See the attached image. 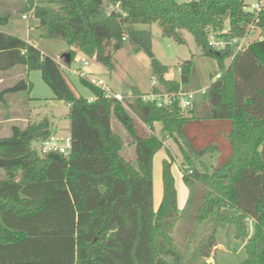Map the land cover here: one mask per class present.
<instances>
[{"label": "trees", "instance_id": "1", "mask_svg": "<svg viewBox=\"0 0 264 264\" xmlns=\"http://www.w3.org/2000/svg\"><path fill=\"white\" fill-rule=\"evenodd\" d=\"M246 7V0H0L1 24L10 19L2 9L33 11L45 37L68 45L70 63L80 55L113 71L114 54L126 44L133 53L145 52L157 80L154 92L193 91L196 72L189 60L179 65L180 81L166 78L169 67L153 51L152 24L178 44H185V31L191 33L221 70L188 111L177 102L163 108L146 103L137 87L130 95L124 92L121 102L82 78L95 96L90 101L72 90L60 65L22 38L0 32V72L16 66L40 70L69 107L73 141L69 156L42 157L34 143L53 135L48 117L25 128L13 126L9 137H0V264H190L195 233L182 247L172 235L187 216L195 231L206 223L234 227L246 252L241 264H264V39L220 53L207 39L209 30L227 26L232 36H245L243 26L255 18ZM260 18L258 27L264 28V13ZM29 89L20 80L0 91V102ZM131 114L148 128L147 135L139 134ZM114 118L128 131L135 164L123 155L126 143L113 128ZM167 138L185 166L192 158L202 162L219 154L213 170L203 162V170L182 166L189 189L184 210L168 148L162 202L157 211L153 205V160ZM198 189L203 193L197 200ZM212 242L211 237L207 247Z\"/></svg>", "mask_w": 264, "mask_h": 264}, {"label": "rangeland", "instance_id": "2", "mask_svg": "<svg viewBox=\"0 0 264 264\" xmlns=\"http://www.w3.org/2000/svg\"><path fill=\"white\" fill-rule=\"evenodd\" d=\"M48 2L49 0H38ZM258 2V0H246V4ZM27 13V12H26ZM2 14L5 16L10 14V19L7 24L0 23V32L11 34L24 39L29 42L37 52L45 55L52 63L61 61V58L65 56L68 46L62 40L49 39L45 37L39 28V22L34 16H29L28 20L22 19L21 12L10 11L2 9ZM140 29L149 28L147 25H139ZM153 34V51L156 57L165 65L169 67L167 78L180 81L179 65L184 61L191 60L196 72V80L192 85L193 88L199 89V93L196 95V99L202 98V91H207L211 84L217 80V76L221 74L218 62L213 57L204 56L199 48L196 46L194 37L191 33L185 31L184 38L185 44H178L170 38L163 37L161 29L157 24L151 25ZM260 30H257L250 36V41L264 38L259 36ZM36 56V55H35ZM92 62L93 66L99 67L93 59H88ZM94 61V62H93ZM115 70L109 71L102 69L100 74L95 76L89 74L85 76V79H92L97 81L102 79L106 85L112 89L114 93H127L130 95L134 87H137L142 93L147 94L152 91L153 82L155 77L151 72V61L147 54L143 51L133 53V47L131 44H126L125 47L114 54ZM229 64V61H226ZM63 74L68 80L70 87L74 92L80 96L89 97L92 92L83 85L82 78L77 71L81 67V57H76L70 64L63 63ZM29 80L31 89L20 93L22 97L8 100L11 106L13 103L20 104L27 102L31 111L19 112L18 109L5 104H0V137H9L11 127L14 124L19 127L25 128L29 123L40 121L46 116L52 121L51 130L54 134L64 137L70 135V121L67 118L69 110L68 105L55 97L52 88L46 84L42 78V72L40 70L30 71ZM22 72H11L4 75L5 82L0 85V90L4 87L14 85L21 77ZM193 89V91H195ZM200 105V104H199ZM132 118L135 122L136 128L141 135H147L149 133L148 128L143 125L139 119L133 114ZM10 118H18L19 121L8 123ZM7 124H4V122ZM114 130L124 139L126 148L123 151V155L129 161L136 163L135 147L130 144V137L125 127L117 120H112ZM161 124L156 126L157 134L162 137L160 130ZM11 133V134H10ZM34 147L39 150L40 143H34ZM169 149L175 158V161L171 164V172L175 179V185L178 192V204L180 210H184L187 206L189 189L183 180L182 166L183 158L177 145L170 139L165 140V147L160 149L154 156L153 160V205L157 211L163 198V166L164 161L168 159L166 149ZM219 158V154L208 155L201 161L207 169L213 170L216 162ZM192 158L189 164L185 167L196 168L203 170V163ZM4 177V172L0 170V178ZM203 190L198 189L196 192L197 200L201 197ZM250 235L253 233V222L249 221ZM190 233H195V237L192 242V256L193 259L190 264H211L214 260L215 264H241L246 257V252H237L240 243L235 238V229L229 225H215L213 223H206L196 231L194 230V223L190 217H185L178 224L175 232L172 234L176 242L180 247L186 242V238ZM212 237L213 244L209 247L208 243ZM203 255H202V253Z\"/></svg>", "mask_w": 264, "mask_h": 264}, {"label": "built area", "instance_id": "3", "mask_svg": "<svg viewBox=\"0 0 264 264\" xmlns=\"http://www.w3.org/2000/svg\"><path fill=\"white\" fill-rule=\"evenodd\" d=\"M246 11L250 14H254L255 18L251 23L243 26V29H245L246 31L245 36L243 37L232 36L228 26L221 31H214V30L208 31L207 34L208 45L212 51L220 53L221 51H224L228 47H233L236 51H241L246 49L248 45L252 42L250 41V36L252 34L255 35L254 33L257 30H260L259 36H263L264 28L258 27V24L261 21L260 16L264 13V0H258V2L247 5ZM30 15H33V11ZM30 15L24 14L23 19H28ZM260 39H264V38H260ZM89 66H90V61L87 58L82 57L81 67L77 71V73L81 78H85L86 75L90 74L87 71ZM220 76L221 74H219L217 78H220ZM88 81L91 82L96 87L103 90L104 95L106 97L115 98L121 102L123 101L124 93H114L112 89H110L102 79H99L97 81L88 79ZM153 84H154L153 87L157 85L156 79L153 82ZM197 93H199V91H189V92L180 91L179 93L176 94H170L167 92L158 93L151 91L150 93L144 94L142 100L146 103L154 104L159 108L169 107L177 102L182 111H188L193 107L194 103L196 102ZM205 93L206 91L203 90L202 95ZM72 149H73V141L71 135L64 137L58 135H52L40 142V147L38 152L42 157H45L50 154L69 156L72 152ZM211 264H215L214 260H212Z\"/></svg>", "mask_w": 264, "mask_h": 264}, {"label": "crops", "instance_id": "4", "mask_svg": "<svg viewBox=\"0 0 264 264\" xmlns=\"http://www.w3.org/2000/svg\"><path fill=\"white\" fill-rule=\"evenodd\" d=\"M23 1H26V0H23ZM177 2H179V3H184V2H190V1H192V0H176ZM32 13V11L31 12H27V13H23L22 14V19H23V15L24 14H28V15H30ZM31 16V15H30ZM32 16H34V12H33V15ZM35 17V16H34ZM29 19V18H28ZM28 19H23V20H28ZM39 22V21H38ZM138 28H139V26H137ZM140 29V28H139ZM24 40V39H23ZM257 40V39H256ZM68 46V45H67ZM68 50H69V47H68V49H67V52H66V54H65V56H63L62 58H61V61L59 62V64L62 66V68H64V66H63V63H67V64H70V60H69V55H68ZM78 57H81L82 58V56H80V55H78ZM94 62V61H93ZM93 63L92 62H90V66L88 67V69H87V71H88V73H90L91 75H93V76H95V75H97V74H100L101 73V71H102V69H104V67H102V66H100L99 64V67H95V66H93L92 65ZM63 70V69H62ZM105 70V69H104ZM11 72H22V75H21V77L19 78V80L18 81H20V80H24L28 85H30V82H29V80H27L26 78H30V76H31V74H30V71H28V69H27V67H25V66H16L15 68H13V69H11V70H9V71H7V72H0V85H2L4 82H5V80H4V75L5 74H7V73H11ZM26 77V78H25ZM43 78V77H42ZM166 78H167V76H166ZM169 79V78H168ZM171 80V79H170ZM17 81V82H18ZM16 82V83H17ZM15 83V84H16ZM14 84V85H15ZM13 86V85H12ZM31 86V85H30ZM9 87H11V86H9ZM6 87H4V89H5ZM8 88V87H7ZM3 88L0 90V91H2V90H4ZM30 90V89H29ZM28 91V90H27ZM195 91H199V90H195ZM22 92H25V91H21V92H18V93H13V94H9V95H7L6 97H5V102L4 103H2V102H0V104H5L6 102V105H8V106H10L11 108L13 107L14 108V110H16V112H22V111H26V112H28L29 113V111H31L30 110V108H29V106H28V103L25 101V102H22V103H20V104H16V103H13L14 105L13 106H11L12 104H10L9 103V101L8 100H13V99H17V98H21L22 97V95H20V93H22ZM144 94V93H143ZM23 98V97H22ZM86 98H88L89 100H94V98H95V96H94V94L92 93V95L91 96H89V97H86ZM201 101V99L200 100H197L196 99V103H199ZM17 109H18V111H17ZM68 114V113H67ZM47 117V116H46ZM20 119H18V118H10V121H8V123H10V122H14V121H19ZM50 120V119H49ZM2 122H4V120L2 121ZM50 122H51V124H52V121L50 120ZM4 124H7L6 122H4ZM158 124H156V126H157ZM13 126H19V125H17V124H14ZM12 126V127H13ZM12 127H11V132H12ZM160 128V130H161V127H159ZM11 134V133H10ZM53 135H56V134H54L53 133ZM238 242L240 243V245L238 246V250H236L237 252H242V251H244V243L242 242V241H239L238 240Z\"/></svg>", "mask_w": 264, "mask_h": 264}]
</instances>
